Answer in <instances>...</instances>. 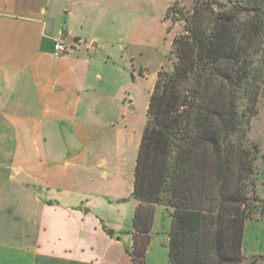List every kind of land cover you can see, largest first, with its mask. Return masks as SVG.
<instances>
[{
	"label": "trees",
	"instance_id": "16d2710c",
	"mask_svg": "<svg viewBox=\"0 0 264 264\" xmlns=\"http://www.w3.org/2000/svg\"><path fill=\"white\" fill-rule=\"evenodd\" d=\"M192 9L176 8L183 29L147 104L131 192V264H145L156 206L171 216L168 264H244L246 222L258 210L256 156L242 146L251 149L238 96L249 54L237 35L240 14H252L253 46L264 0H195Z\"/></svg>",
	"mask_w": 264,
	"mask_h": 264
},
{
	"label": "crops",
	"instance_id": "0c3cea01",
	"mask_svg": "<svg viewBox=\"0 0 264 264\" xmlns=\"http://www.w3.org/2000/svg\"><path fill=\"white\" fill-rule=\"evenodd\" d=\"M48 8L50 0H0V147L17 156L0 170V264H131L133 183L124 197L99 193L94 177L108 175V159L87 164V150L67 148L81 137L66 133L76 91L89 88L85 70L68 64L78 57L55 55L54 43L74 53L95 43L70 36L61 14L55 21L61 8L47 18ZM39 137L50 139L46 150L29 156L27 140Z\"/></svg>",
	"mask_w": 264,
	"mask_h": 264
},
{
	"label": "rangeland",
	"instance_id": "374dc122",
	"mask_svg": "<svg viewBox=\"0 0 264 264\" xmlns=\"http://www.w3.org/2000/svg\"><path fill=\"white\" fill-rule=\"evenodd\" d=\"M195 0H50L46 17L55 7L56 24L70 30L82 42L95 43L88 50L80 48L69 53L76 72L85 70L84 86L88 92L77 90L81 98L78 117L73 125L66 123L67 136L74 130L79 139L68 137L70 150H87V164L101 157L108 159L107 176L96 174V191L117 197L127 196L133 183L134 166L141 135L146 123L147 104L156 78L162 67L169 65L166 54L173 38L181 34L183 15L176 8L183 6L191 14ZM62 3V4H61ZM172 11L167 12L168 7ZM252 14L241 13L238 20L240 48L249 54L238 93L243 119L249 118L247 141L256 156V198L258 210L247 220L243 240L244 264H264V26L251 48H248L246 29ZM246 52V53H247ZM249 73L248 79H243ZM89 104V105H88ZM31 110L35 108L29 107ZM76 125V126H75ZM50 139L39 137L27 140L26 152L32 156L43 151ZM51 140L52 148L59 146ZM63 146H60L62 151ZM46 150V149H45ZM24 152V150H23ZM110 157V158H109ZM0 147V170L14 161ZM111 159V160H110ZM171 216L162 206L154 212L150 244L145 264H168V232Z\"/></svg>",
	"mask_w": 264,
	"mask_h": 264
},
{
	"label": "built area",
	"instance_id": "2783aa9c",
	"mask_svg": "<svg viewBox=\"0 0 264 264\" xmlns=\"http://www.w3.org/2000/svg\"><path fill=\"white\" fill-rule=\"evenodd\" d=\"M74 50L72 45L66 43L62 38L57 39L54 43V54L58 56L69 54Z\"/></svg>",
	"mask_w": 264,
	"mask_h": 264
}]
</instances>
